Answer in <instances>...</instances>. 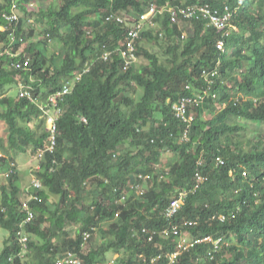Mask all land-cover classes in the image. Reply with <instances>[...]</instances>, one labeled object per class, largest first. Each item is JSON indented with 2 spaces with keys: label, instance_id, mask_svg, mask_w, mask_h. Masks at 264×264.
<instances>
[{
  "label": "trees",
  "instance_id": "16d2710c",
  "mask_svg": "<svg viewBox=\"0 0 264 264\" xmlns=\"http://www.w3.org/2000/svg\"><path fill=\"white\" fill-rule=\"evenodd\" d=\"M33 1L38 4L34 17L19 18L0 33V44L11 33V49L24 47L14 62L28 59L26 66L12 69L5 66L7 57H0V227L9 233L0 264H56L69 252L79 264H104L109 251L123 255L113 259L115 264H148L153 254L174 249L172 238L159 245L148 237L167 226L162 210L182 190L187 194L173 222L192 237L229 242L217 249L202 242L173 264H264V0H185L220 16L224 4L234 7L228 23L238 32L224 36V27H205L194 16L174 24L164 12L161 29L142 25L139 31L136 54L146 62L130 63L125 70L117 48L127 21L140 20L150 6L159 10L180 0ZM9 2L0 0L2 25H7L2 12H9ZM112 13H125V22L110 19ZM181 27L189 30L184 41ZM219 39L225 52L216 48ZM148 40H155L160 55L140 43ZM49 42L61 46L60 52L48 54ZM71 80L72 88L57 102L55 143L48 150L51 131L39 104ZM12 87L17 92L10 95ZM207 89L189 109L195 115L190 125L172 113L171 104L181 96ZM22 91L29 96H20ZM185 130L187 140L182 139ZM247 134L255 140L242 144ZM41 149L44 161L34 171L41 187L21 188L18 155L37 157ZM166 152L173 160L167 172H160L169 178L158 181L156 164ZM196 172L206 179L192 190ZM151 173L147 191L135 198L126 181ZM125 192L127 201L116 202ZM30 193L37 196L27 202L34 216L23 229L31 259L22 262L18 233L27 214L22 197ZM72 225L78 228L70 230ZM98 233L103 240L94 247Z\"/></svg>",
  "mask_w": 264,
  "mask_h": 264
},
{
  "label": "clouds",
  "instance_id": "9594fccd",
  "mask_svg": "<svg viewBox=\"0 0 264 264\" xmlns=\"http://www.w3.org/2000/svg\"><path fill=\"white\" fill-rule=\"evenodd\" d=\"M30 2H34V6H35V4H36V1H33V0H11V2H9V12H2V16L4 17V19L6 20V23H7V25H5L6 26V29L4 30V31H1L0 33H3V32H5L7 29H9L10 28V26H13V25H15L16 23H17V21H18V19L20 18H24V16H26V18L28 17V14H29V17L28 18H30V17H33L34 16V13H36L37 11H38V8L36 9L35 8V10H34V6L33 7H30L29 6V4H30ZM173 2H177L178 3V1L177 0H173ZM169 6V7H174L175 9L177 8V7H185V6H187V5H185V0H180V2L178 3V5L176 4V5H173L172 4V2H166L165 4H163L162 5V7L159 9V10H156L155 11V13H154V21H155V25L153 26V27H147V26H145L146 27V29H150V30H158V29H161V26H162V21H161V19H159V17L164 13V12H167V13H169L168 12V10L165 8V6ZM190 5H192V4H190ZM223 9H224V12L222 13V14H224L226 11L227 12H229V14H230V16H229V19L226 21V25L224 26V30H223V32H224V36H227V35H229L230 34V32H238V26H236L234 23H231V22H229L228 23V21H230L232 18H233V12H234V7H231L230 5H227V4H224L223 5ZM160 10H161V12H160ZM145 13V12H144ZM170 14V13H169ZM8 15H14V16H16V19L13 21V22H10L8 19H6V16H8ZM110 15V19H114L115 21H117V22H120V23H124L125 22V19H124V16H125V13H112V14H109ZM133 17V19L132 20H129V21H127V23H128V26H129V29H128V31L129 30H131L132 29V27H133V24L135 23V22H137L139 19H136V17H134V16H132ZM109 18H107L106 17V20H108ZM198 21H202V23H203V25L205 26V27H209V26H211V25H207V23L205 22V21H203V19H201V18H196ZM183 19H179V18H177L175 21H172L171 20V18H170V21H171V23H174V24H181L180 22L182 21ZM1 26H2V24H0ZM226 27V28H225ZM233 28H235L237 31H234L233 30ZM128 31H127V34H126V37H125V39H124V41H123V45L121 44L117 49V51L120 53V56L122 57V60H123V63H124V65H123V70H125V69H127L128 67H129V65H130V63H136V62H138V61H136V59H137V47L135 46L136 45V41L138 40V38H136V39H134L133 40V45H134V49H135V51H134V57L133 58H130L128 61H127V59L125 58V57H123L122 56V54H121V50L122 49H124L125 48V46H126V41H127V38H128ZM180 38H181V35H180ZM185 38L186 37H184V34H183V37L181 38V40H185ZM14 40V36L11 34V33H9L8 34V40L6 41V42H3V44H0V57H2L3 55H5L6 57H7V60L8 61H6V63H5V66L6 67H8V68H12V69H14V67L11 65V64H13V63H15L13 60H12V58H16V57H22V55L21 54H19L18 56H16V57H12L11 56V53L10 52H13V53H15V52H17V51H19L20 49H22V48H24L23 47V45H21L20 47H18V49H16V50H12L11 49V47H10V45H11V43H12V41ZM140 42V41H139ZM144 42V41H143ZM143 42H140V43H142V45H143ZM218 42H221V45H222V47L221 48H219L218 46H217V44H218ZM215 45H216V48L217 49H219V50H221V52H225V50H226V46H225V41L223 40V39H219V40H217V42L215 43ZM21 52V51H20ZM10 53V54H9ZM110 54H111V50H107V51H105L104 52V60H108L109 58H110ZM25 60H28V59H25ZM17 62V61H16ZM212 73L213 72H211V75H212ZM203 74H204V77H205V79H207L208 80V82L209 83H212L211 82V80L209 79V74L207 73H204L203 72ZM80 75V73L78 74V76ZM74 81L75 80H71V81H69V82H67V83H70L72 86H73V84H74ZM72 88V87H71ZM185 89L186 90H192V88H191V86L189 85V84H187V85H185ZM209 89H207L206 91H204V93L203 94H199V93H197V92H195L194 91V93H193V95L192 96H186V95H184V96H181L180 98H179V100L182 98V97H190V98H193L195 101H196V104H194V105H192L191 107H188V113H190V114H192L193 115V118L195 119V115H194V113H193V111H189V109H191V108H193V107H195V106H197L202 100H203V97H204V95L205 94H208L209 93V91H208ZM23 92V91H22ZM21 96V95H20ZM45 102V101H44ZM44 102H42V103H40L39 104V106L41 105V104H43ZM169 102V100L167 99L166 100V103H168ZM175 102H177V101H175ZM174 102V103H175ZM173 104V103H172ZM171 104V105H172ZM172 110V109H171ZM173 113V112H172ZM57 116H58V114H57ZM44 118H45V122H46V125H47V127H48V124H47V120H46V116H45V114H44ZM194 119H193V121H194ZM83 120H85V119H83ZM181 120V119H180ZM192 121V122H193ZM183 122V121H182ZM191 122V123H192ZM191 123H189V125L191 124ZM55 125H56V122H55ZM43 156H44V154H43ZM36 158H38V155H37V157ZM44 161V157H43V160L42 161H40L39 162V164L41 163V162H43ZM216 163H217V161H216ZM218 164H220V163H218ZM38 169H40V165H39V168ZM231 175H233V173H230ZM137 176H138V178H139V174H136ZM135 175V176H136ZM141 175H143V174H141ZM151 175V178H152V173L150 174ZM242 175L243 176H245L246 175V171L244 170V171H242ZM36 178V177H35ZM37 179V178H36ZM38 180V179H37ZM150 180V179H149ZM39 181V180H38ZM158 181H159V175H158ZM40 182V181H39ZM122 182H125V180L124 181H122ZM196 185V184H195ZM195 185L193 186V189L192 190H195L194 189V187H195ZM198 185V184H197ZM30 186H32V183L30 184ZM30 186H29V188H30ZM126 186H128L129 188H131L133 191H132V194H133V196L135 197V198H139V197H142L144 194H145V192L147 191V186H148V181H146V182H144L141 178H139V180H136L135 178L134 179H132V180H127L126 181ZM40 187H41V183H40ZM114 190H116V188H114ZM182 191H184V190H182ZM187 192V191H186ZM33 193H30V194H27V196H24V197H22V201H24V200H27L28 199V201L29 200H31V199H29V197H30V195H32ZM177 197V196H176ZM129 198V195H127L126 194V192L125 193H123L122 195H121V197L120 198H118V199H116V202H118V203H121V204H124L125 203V201H127V199ZM173 198V197H172ZM171 198V199H172ZM184 203V202H183ZM168 205V204H167ZM167 207V206H166ZM165 207V208H166ZM165 208H163V210H162V216H163V218L167 221V226L165 227V228H163V229H161V230H158V231H154L153 232V234L152 235H150L148 238H149V240H153V239H156V242L159 244V245H161V242H163V240L165 239V238H172V241H173V244H174V249L173 250H168L167 252H165V253H159V254H153L150 258H149V261H148V264H155V263H157L158 261H160V260H162V258L164 259V263H161V264H173L174 263V260L182 253V252H185V251H189V250H191V249H193L194 248V246L195 245H199V244H201L202 242L204 243V242H211L212 244H213V248L214 249H217V248H221L224 244H226V241H224L225 239H223V238H221V237H217V238H213V237H211L210 235H206V236H204V237H201V238H195V237H192L191 235H189L188 233H186V232H184V230L182 231V226H181V228H180V225H178V224H175L174 222H173V218H174V216H175V214L177 213V212H175L174 214H173V216L170 218V219H166L165 218V216H164V209ZM119 213L120 212H117L116 213V217L119 215ZM221 217L222 216H220V219H221ZM189 222L188 221H186V224H182L184 227H185V225H187ZM173 225H176L177 227H178V229H179V234H174V233H172V226ZM19 227H20V225H19ZM21 228V227H20ZM130 231H131V235L132 236H134L135 235V229H134V227L133 226H131L130 227ZM165 231H167L168 233L166 234L165 233ZM85 235L86 234H84V236H83V240H84V247L85 248H89L91 245H89V244H87V237H85ZM18 236H19V239H18V241H20V244H21V253H20V257H23V256H25V254H23V252H25L26 250H28L26 247H24V245H23V242L21 241V238L23 237V236H25L26 237V242L28 241V238H29V236L27 237V235H26V233H25V231H24V229H23V227L21 228V233H18ZM205 237H209L210 238V240H202L203 238H205ZM221 239V241H220V243L216 246V244H215V240H217V239ZM103 240V239H102ZM195 240H202L201 242H196ZM25 242V243H26ZM180 242H183V245L182 246H179V243ZM96 245V244H95ZM174 253H176V255L174 256V258H172V259H170L169 257H168V254H174ZM72 254V253H71ZM67 255V254H66ZM163 256V257H162ZM65 258V257H64ZM115 258H117V257H115ZM9 259H11V262H12V256L11 257H9ZM138 259H141V260H143L144 262H146V258H144L142 255H139L138 256ZM57 260V259H56ZM79 263H80V261L78 260V259H76ZM63 262H66V260L64 259L63 261H60V260H58V261H56V264H63ZM114 262V261H113ZM114 264H115V262H114Z\"/></svg>",
  "mask_w": 264,
  "mask_h": 264
},
{
  "label": "built area",
  "instance_id": "2783aa9c",
  "mask_svg": "<svg viewBox=\"0 0 264 264\" xmlns=\"http://www.w3.org/2000/svg\"><path fill=\"white\" fill-rule=\"evenodd\" d=\"M30 7L34 6V2H30L29 4ZM165 8L168 10V12L170 13V18L172 21H175L177 18L179 19H185V18H191L192 16L196 17V18H201L203 19V21H205L207 23V25H211V26H216L218 28H223L226 25V21L229 19V12H225L224 14L217 15L215 13H212L211 10L208 8V6L206 5H199V4H192V5H188L187 7H177L176 9L174 7H169V6H165ZM156 11V8L153 6H150L148 8V10L143 13L140 16V20H138L137 22H135L133 24V27L131 30L128 31V38L126 41V46L124 49L121 50V54L123 57H125L127 59V61L130 58L134 57V45H133V40L139 37V31L142 27V25H145L147 27H153L155 25V21H154V13ZM161 12V10H160ZM6 19H8L10 22H13L16 19V16L14 15H8L6 16ZM6 29L5 25H0V32L4 31ZM217 46L219 48L222 47L221 42H218ZM22 49H20L19 51L13 53H11L12 57H16L18 56L21 52ZM9 53V54H10ZM28 60H23V62L21 61H17L13 64H11L15 69H20L21 66H26L27 65ZM79 76L75 75V78L77 79ZM72 85L70 83H66L64 85V87L57 91L56 93L50 95L48 97V102H45V104H41L40 108L43 110L45 116H46V120H47V124H48V128L51 131V138L48 139L49 144H47V149L48 150H52L54 143H55V139H54V132H55V122L57 119V114L59 113V110L57 107V102L59 99H61V97L68 92L71 89ZM21 96L27 95L29 96V93H21ZM196 104V101L193 98L190 97H182L180 100H178L177 102L173 103L171 105V109L173 114L178 117L179 119H181V121H183L186 124H189L193 121V115L188 113V107H191L192 105ZM183 140H187V130L184 131L183 136H182ZM38 155H40V152L42 153L41 155L44 154V149L38 150ZM217 163L222 164L223 160L221 158H217ZM162 175H159V181H160V177ZM139 178H141L144 182L148 181L149 179H151V175L150 174H139ZM162 178V177H161ZM195 179L197 180V183L194 187V189L197 187V184L203 182L206 178L204 176L201 175L200 172H196L195 173ZM32 185L35 188H39L40 187V182L34 177L32 179ZM187 192L186 191H180L177 197H173L167 207L164 209V216L166 219H170L173 214L175 212H177L181 206L183 205L184 202V198L186 196ZM29 199H37V196L32 194L30 195ZM27 200H24L22 203V208L23 210L27 211L26 217L25 219L22 221V223L20 224V227H23V223H28L31 222L33 219V212H31L30 210H28L27 207ZM223 218V216L221 217ZM172 233L174 234H179V229L176 225L172 226ZM20 233V232H19ZM165 233L167 234L168 232L165 231ZM88 235L86 234L85 237H87ZM202 240H210L209 237H205ZM202 240H195L196 242H201ZM21 241L23 242L24 247L25 246V242H26V237L23 236L21 238ZM221 239H217L215 240V244L216 246L220 243ZM183 242L179 243V246H182ZM176 255V253L174 254H168V257L170 259L174 258V256ZM66 262L69 263H74V264H79V262L73 258V254H71L70 252L67 253L66 257H65Z\"/></svg>",
  "mask_w": 264,
  "mask_h": 264
},
{
  "label": "rangeland",
  "instance_id": "374dc122",
  "mask_svg": "<svg viewBox=\"0 0 264 264\" xmlns=\"http://www.w3.org/2000/svg\"><path fill=\"white\" fill-rule=\"evenodd\" d=\"M33 8H34V10H35V8L37 9L38 8V4L36 3ZM43 25L44 26H48V21L45 20L44 23H43ZM39 28L42 29L43 27L36 28V30L40 32V29ZM181 29L183 30L182 33H181V38L183 37V34H184V37L189 36V30L186 31L182 27H181ZM190 30H192V29H190ZM233 30L234 31H237L235 28H233ZM160 44H162V43L160 42ZM143 46L146 49H148V51H150L152 53L158 54V52H159V47L157 46L155 40L144 41L143 42ZM60 48H62V47L59 46L58 44L53 43V42H49V46H47L46 52H48V54L51 51H54L55 53L56 52L59 53L60 52ZM158 55H160V53ZM136 61H138L136 63L137 65L144 64L146 62V60L144 58L140 57V56H137ZM16 92H17V90L14 87H12V88L9 89V94L10 95L15 94ZM140 92H141V90L138 88L137 89V94L140 93ZM137 94H135V95L137 96ZM158 117H160V116H158ZM263 129H264V126H263ZM246 136H247L246 138H244V137L240 138V141H241L242 144H246V141L247 140H250V141H253L254 142L255 136L253 134H247ZM124 147H125V145H124ZM135 151H137V148H134L133 151H132V153L135 152ZM41 154L42 153L40 152V155H38V158H36L35 155H33V153H30V152H26L25 154L20 153L18 155V159H17V164L16 165H17V168L19 169V172H20V179H19L20 185L19 186H21V188L28 187V189H30L29 186L32 183V179L35 177L34 171L39 168V165H40L39 162L42 161L43 160V157H44ZM171 160H173V154L170 153V152H166V153H164V154H162L160 156V161H159V163L156 164V171L159 173V175H162L161 176L162 178L160 177V180H162V179L163 180H167L169 178V175L167 173L162 174L160 172V170H161V168H164V170H166L165 168L168 167V165H169L168 163ZM165 172H167V170ZM2 182H4V177L2 178ZM76 228H78L77 225H72V226L69 227V229L70 230H73V231ZM8 235H9L8 231L0 227V246L3 245V242L8 237ZM224 241H226V243L229 242L228 238H227V240L225 239ZM101 242H102V237L98 233L95 236V238H94V247L97 246V245H99ZM28 253H29L28 250H26L25 252H23V254H25V256L21 257V261L22 262H24V261H30L31 256H27ZM119 256H122L123 257L122 253L120 254L118 252H113V251L107 252V258L108 259L106 260V262L104 264H114L113 259L115 257H119Z\"/></svg>",
  "mask_w": 264,
  "mask_h": 264
},
{
  "label": "crops",
  "instance_id": "0c3cea01",
  "mask_svg": "<svg viewBox=\"0 0 264 264\" xmlns=\"http://www.w3.org/2000/svg\"><path fill=\"white\" fill-rule=\"evenodd\" d=\"M33 17H34V16H33ZM35 26H36V25H35ZM36 27H37V26H36ZM23 188H24V187H23ZM3 246H4V243H3L2 246H0V249L3 248ZM8 261H11V259L8 258Z\"/></svg>",
  "mask_w": 264,
  "mask_h": 264
}]
</instances>
